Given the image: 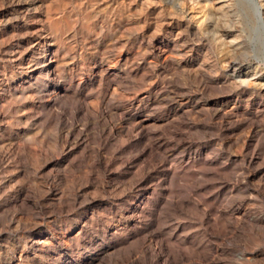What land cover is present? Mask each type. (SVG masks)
Segmentation results:
<instances>
[{
    "label": "rangeland",
    "instance_id": "obj_1",
    "mask_svg": "<svg viewBox=\"0 0 264 264\" xmlns=\"http://www.w3.org/2000/svg\"><path fill=\"white\" fill-rule=\"evenodd\" d=\"M205 4L0 0V264H264L255 16Z\"/></svg>",
    "mask_w": 264,
    "mask_h": 264
},
{
    "label": "bare ground",
    "instance_id": "obj_2",
    "mask_svg": "<svg viewBox=\"0 0 264 264\" xmlns=\"http://www.w3.org/2000/svg\"><path fill=\"white\" fill-rule=\"evenodd\" d=\"M183 1V0H181ZM206 4H205V9L206 7H210V8H218V9H227V11H230L231 9L235 8L238 5L243 6L244 8H251V11H253L254 16H255V23L254 26L249 30H251V37H252V46L250 47V51H249V57H253L257 63L254 67V69L250 70V67L244 68L245 64H243L242 62L239 61H234V59L231 57V50H227L224 54H223V59L225 62L228 63V68H230V70L232 71V78H245L246 80H248V84L251 87H254L258 90H260L261 92H264V4L259 5V3L257 2V0H205ZM243 1H245L246 3H244ZM129 2V1H128ZM204 2V1H203ZM243 2V3H242ZM184 3V2H183ZM200 3H202L200 1ZM88 5V4H87ZM125 5V4H124ZM85 7V6H84ZM128 7V6H127ZM121 8V6H120ZM124 8V7H123ZM84 9V8H83ZM86 9V8H85ZM88 9V8H87ZM114 9V8H113ZM118 9V8H117ZM239 9V8H238ZM122 10V9H121ZM249 10V9H248ZM81 11V10H80ZM112 11V9H111ZM129 11V10H128ZM118 12V11H117ZM121 12V11H120ZM123 12V11H122ZM125 12V11H124ZM123 14V13H122ZM127 14V13H126ZM247 14V13H246ZM251 14V13H249ZM248 14V15H249ZM118 15V14H117ZM120 15V14H119ZM207 15L209 16V18L212 20L215 19V16L212 12H208ZM47 16V15H46ZM66 16V15H65ZM64 16V17H65ZM72 16V15H71ZM63 17V20H64ZM104 17V16H103ZM114 17V16H113ZM83 18V17H82ZM85 18V17H84ZM83 18V19H84ZM66 19V17H65ZM107 19V18H106ZM112 20V18H111ZM229 20V19H228ZM53 21V20H52ZM56 21V19H55ZM54 21V22H55ZM66 21V20H65ZM82 21V20H81ZM87 21V20H86ZM85 21V22H86ZM109 21V20H108ZM250 21V20H249ZM252 21V20H251ZM254 21V20H253ZM59 22V21H58ZM215 23L217 21H214ZM245 22V21H244ZM247 22V20H246ZM57 23V22H56ZM60 23V22H59ZM63 23V22H62ZM72 23H74L72 21ZM112 23V22H111ZM48 24V23H47ZM53 25V24H52ZM87 25V23H86ZM89 25V24H88ZM87 25V26H88ZM114 25V24H113ZM216 25V24H215ZM214 25V26H215ZM245 25V24H244ZM66 26V25H65ZM68 26V25H67ZM49 27V26H48ZM70 27V25H69ZM91 27V26H90ZM219 27V26H218ZM67 28V27H66ZM53 29V28H52ZM217 28L215 27V30ZM219 29V28H218ZM223 29V28H222ZM247 28H245L246 30ZM62 30V29H60ZM225 30V29H224ZM248 30V31H249ZM59 31V30H58ZM64 31V30H63ZM82 31V30H81ZM223 31V30H222ZM234 31V30H233ZM236 31V29H235ZM90 32V31H88ZM226 32H229L228 29H226ZM239 32V31H238ZM237 32V33H238ZM57 34V33H56ZM233 35V34H232ZM48 36V35H47ZM250 37V36H249ZM247 38V37H246ZM38 43V42H37ZM49 43V42H48ZM251 43V42H248ZM228 46V45H227ZM41 47V46H39ZM46 48V47H45ZM44 48V49H45ZM163 49V48H162ZM58 51V50H57ZM43 52V51H42ZM162 52V51H161ZM247 52V51H246ZM45 53V52H44ZM44 58V57H43ZM57 58V57H56ZM237 58V57H236ZM250 58V59H251ZM221 59V58H220ZM243 59V58H242ZM52 60V59H51ZM33 61V60H32ZM247 61V60H246ZM37 65V64H36ZM52 68L55 67L54 63H50L49 64ZM48 68V67H47ZM12 70V69H11ZM107 70V69H106ZM226 70V69H225ZM229 70V69H228ZM100 71V70H99ZM45 72V71H44ZM98 72V71H97ZM12 73V72H11ZM98 74V73H97ZM96 74V75H97ZM55 75V74H54ZM100 75V74H99ZM104 75V74H103ZM37 76V74H36ZM40 76V75H39ZM49 76V75H48ZM91 76V74H90ZM97 77V76H96ZM234 80V79H233ZM93 83V82H92ZM66 94V93H65ZM262 95V94H261ZM264 96V95H263ZM261 97V96H260ZM108 104V103H107ZM108 108V107H107ZM110 108V107H109ZM94 121V120H93ZM21 145V144H20ZM2 153V152H1ZM1 157V155H0ZM251 159V158H250ZM250 163V162H249ZM207 164V163H206ZM40 175V174H39ZM66 244V243H65ZM69 245V244H68ZM67 245V246H68ZM14 262V261H13ZM19 262V261H18ZM136 262V261H135ZM139 262V261H138Z\"/></svg>",
    "mask_w": 264,
    "mask_h": 264
}]
</instances>
